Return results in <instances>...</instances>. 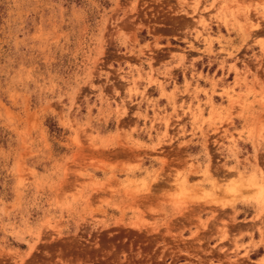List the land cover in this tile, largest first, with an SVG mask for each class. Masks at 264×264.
Masks as SVG:
<instances>
[{"label":"rangeland","instance_id":"obj_1","mask_svg":"<svg viewBox=\"0 0 264 264\" xmlns=\"http://www.w3.org/2000/svg\"><path fill=\"white\" fill-rule=\"evenodd\" d=\"M0 264H264V0H0Z\"/></svg>","mask_w":264,"mask_h":264},{"label":"trees","instance_id":"obj_2","mask_svg":"<svg viewBox=\"0 0 264 264\" xmlns=\"http://www.w3.org/2000/svg\"><path fill=\"white\" fill-rule=\"evenodd\" d=\"M48 127H49L50 131L58 132L60 130V128H58L54 123L48 122Z\"/></svg>","mask_w":264,"mask_h":264}]
</instances>
